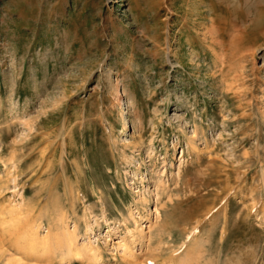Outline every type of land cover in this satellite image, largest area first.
I'll list each match as a JSON object with an SVG mask.
<instances>
[{"label":"rangeland","instance_id":"1","mask_svg":"<svg viewBox=\"0 0 264 264\" xmlns=\"http://www.w3.org/2000/svg\"><path fill=\"white\" fill-rule=\"evenodd\" d=\"M0 241L264 264V0H0Z\"/></svg>","mask_w":264,"mask_h":264},{"label":"bare ground","instance_id":"2","mask_svg":"<svg viewBox=\"0 0 264 264\" xmlns=\"http://www.w3.org/2000/svg\"><path fill=\"white\" fill-rule=\"evenodd\" d=\"M14 213V212H13ZM18 218H19V216H17ZM15 218V217H14ZM14 218H12V219H14ZM18 218H16V219H18ZM10 219V218H9ZM15 219V220H16ZM10 222H12L11 220H10ZM16 222H17V220H16ZM13 223H15L14 221H13ZM2 224H4V223H2ZM5 224H7V223H5ZM9 224V223H8ZM11 225H12V227H16V225L17 224H19V223H17V224H12V223H10ZM10 225V226H11ZM15 225V226H14ZM2 226H5V225H2ZM11 228V227H10ZM17 228V227H16ZM149 228V227H148ZM147 228V229H148ZM4 229H6V228H4ZM10 230V229H9ZM16 230V229H15ZM29 231V233H30V235L25 239L24 237V239L22 238V240H21V238H20V244H22V245H20L19 244V248L21 249V253H23V254H25V255H27V256H31V255H43V254H45V253H48V252H50V251H52V249L54 248V247H59V248H62L61 246H63L64 248H66V252L67 253H69V254H74V255H77V254H79V253H81V251L80 250H75L74 248H75V246H74V234H69V235H66L65 237H62V239L61 238H51V236H45V237H38V235H37V228L33 231H31V230H28ZM9 231H7V233H8ZM13 232V231H12ZM26 233H27V230L25 231ZM141 232V231H140ZM26 233H25V235H26ZM29 233H27V235L29 234ZM131 233V232H130ZM14 234V233H13ZM24 235V232L22 233V236ZM139 235V234H138ZM15 235H13V237H14ZM20 236H21V234H20ZM4 238V237H3ZM15 240H16V238H15ZM17 240H18V238H17ZM17 240H16V247H18V244H17ZM14 241V240H13ZM1 242L2 241H0V249L2 248V244H1ZM124 244V243H123ZM19 248H17L18 250H19ZM122 248H123V252H127L128 251V253H131V250H129L128 249V247H126V246H122ZM90 251V250H89ZM19 252V251H18ZM133 252V251H132ZM21 253H20V255H21ZM66 254V253H65ZM132 254V253H131ZM93 255H94V252H93ZM133 255V254H132ZM131 255V256H132ZM135 255V254H134ZM128 256V255H127ZM130 256V255H129ZM26 257V256H25ZM131 258V257H130ZM132 258H133V256H132ZM17 260V259H16ZM15 261V260H14ZM19 262H20V260L19 261H15V264H19ZM12 264H14V262L12 263Z\"/></svg>","mask_w":264,"mask_h":264}]
</instances>
